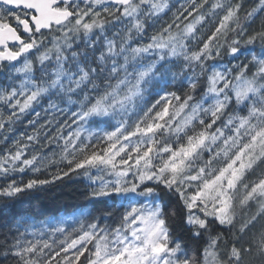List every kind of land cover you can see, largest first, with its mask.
I'll return each mask as SVG.
<instances>
[{"label": "snow or ice", "instance_id": "obj_1", "mask_svg": "<svg viewBox=\"0 0 264 264\" xmlns=\"http://www.w3.org/2000/svg\"><path fill=\"white\" fill-rule=\"evenodd\" d=\"M25 117L0 264H264V0H0V141Z\"/></svg>", "mask_w": 264, "mask_h": 264}, {"label": "trees", "instance_id": "obj_2", "mask_svg": "<svg viewBox=\"0 0 264 264\" xmlns=\"http://www.w3.org/2000/svg\"><path fill=\"white\" fill-rule=\"evenodd\" d=\"M255 2L256 0H245L248 7L253 6ZM29 118L31 117H25L24 120L14 126L13 132L9 134L10 139L7 143L0 141V153H3L6 147H12L11 140L13 138L19 137L20 134L25 132L31 133V129L25 123ZM40 150L47 152L50 149L49 146L45 145ZM31 175V173L25 174L23 179L26 181ZM43 175H46V173L41 174V178H43ZM17 179H21V177L18 175ZM0 183H3L2 179H0ZM86 183L87 181L83 177L72 174L71 178L65 177L61 181H56L54 184L46 186L43 190L22 194L17 206H39L46 211H54L57 208L77 203Z\"/></svg>", "mask_w": 264, "mask_h": 264}]
</instances>
